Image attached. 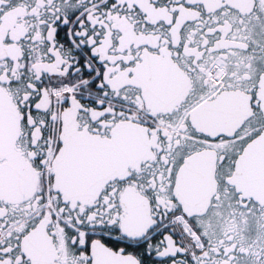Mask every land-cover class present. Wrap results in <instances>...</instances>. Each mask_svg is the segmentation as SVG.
Instances as JSON below:
<instances>
[{"label":"snow or ice","instance_id":"6c2138e0","mask_svg":"<svg viewBox=\"0 0 264 264\" xmlns=\"http://www.w3.org/2000/svg\"><path fill=\"white\" fill-rule=\"evenodd\" d=\"M0 264H264V0H0Z\"/></svg>","mask_w":264,"mask_h":264}]
</instances>
